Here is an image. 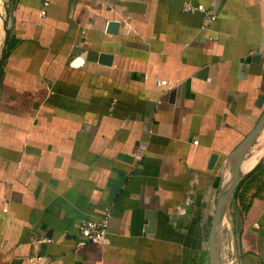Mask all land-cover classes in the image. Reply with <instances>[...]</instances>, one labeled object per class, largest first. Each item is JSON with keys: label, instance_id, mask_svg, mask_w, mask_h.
I'll return each mask as SVG.
<instances>
[{"label": "crops", "instance_id": "obj_1", "mask_svg": "<svg viewBox=\"0 0 264 264\" xmlns=\"http://www.w3.org/2000/svg\"><path fill=\"white\" fill-rule=\"evenodd\" d=\"M6 3L0 264H264V0Z\"/></svg>", "mask_w": 264, "mask_h": 264}, {"label": "built area", "instance_id": "obj_2", "mask_svg": "<svg viewBox=\"0 0 264 264\" xmlns=\"http://www.w3.org/2000/svg\"><path fill=\"white\" fill-rule=\"evenodd\" d=\"M185 13H202L204 14L206 20L212 19V14L207 8L203 6H185ZM160 86L164 85L163 82L158 83ZM144 146H141L138 150L139 156H142L145 152ZM108 219L109 213H107L103 218L99 220H85L79 230V237L81 239V244H98L106 245L109 243V229H108ZM33 264H44L46 262L45 257H33Z\"/></svg>", "mask_w": 264, "mask_h": 264}, {"label": "rangeland", "instance_id": "obj_3", "mask_svg": "<svg viewBox=\"0 0 264 264\" xmlns=\"http://www.w3.org/2000/svg\"><path fill=\"white\" fill-rule=\"evenodd\" d=\"M7 0H0V69L3 63V33H4V22L6 19V11L8 10Z\"/></svg>", "mask_w": 264, "mask_h": 264}, {"label": "water", "instance_id": "obj_4", "mask_svg": "<svg viewBox=\"0 0 264 264\" xmlns=\"http://www.w3.org/2000/svg\"><path fill=\"white\" fill-rule=\"evenodd\" d=\"M6 41H5V47H3V63L1 65V69H0V87H1V82H2V76H3V73H4V64H5V61H6V46H7V43H8V39H9V36H10V31H6ZM111 55H102L101 56V62L105 63V64H108L109 60H111Z\"/></svg>", "mask_w": 264, "mask_h": 264}, {"label": "bare ground", "instance_id": "obj_5", "mask_svg": "<svg viewBox=\"0 0 264 264\" xmlns=\"http://www.w3.org/2000/svg\"><path fill=\"white\" fill-rule=\"evenodd\" d=\"M245 170V169H244ZM246 171V170H245Z\"/></svg>", "mask_w": 264, "mask_h": 264}]
</instances>
